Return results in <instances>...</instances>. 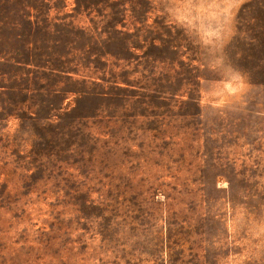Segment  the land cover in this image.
<instances>
[{
  "label": "rangeland",
  "instance_id": "rangeland-1",
  "mask_svg": "<svg viewBox=\"0 0 264 264\" xmlns=\"http://www.w3.org/2000/svg\"><path fill=\"white\" fill-rule=\"evenodd\" d=\"M0 264H264V0H0Z\"/></svg>",
  "mask_w": 264,
  "mask_h": 264
}]
</instances>
